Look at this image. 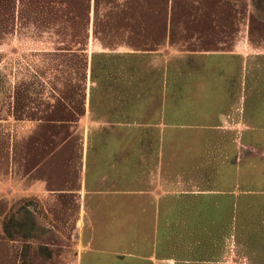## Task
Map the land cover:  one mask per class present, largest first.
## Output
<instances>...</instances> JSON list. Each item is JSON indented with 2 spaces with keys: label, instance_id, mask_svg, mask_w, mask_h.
Returning a JSON list of instances; mask_svg holds the SVG:
<instances>
[{
  "label": "rangeland",
  "instance_id": "374dc122",
  "mask_svg": "<svg viewBox=\"0 0 264 264\" xmlns=\"http://www.w3.org/2000/svg\"><path fill=\"white\" fill-rule=\"evenodd\" d=\"M240 44L264 52V0H0V264H138L146 234L162 264H264V53ZM159 145L214 247L141 214Z\"/></svg>",
  "mask_w": 264,
  "mask_h": 264
},
{
  "label": "crops",
  "instance_id": "0c3cea01",
  "mask_svg": "<svg viewBox=\"0 0 264 264\" xmlns=\"http://www.w3.org/2000/svg\"><path fill=\"white\" fill-rule=\"evenodd\" d=\"M242 43V42H241ZM240 46V47H239ZM234 51H230L229 55H238L241 57H247V55H252L253 53L255 54H259V53H264L263 51H256L253 48L247 49L246 46L243 47L241 44L237 45L236 47H234ZM237 50V51H236ZM264 78V75H263ZM262 83H264V79L262 80ZM261 109H260V113H259V119H260V136H261V168H262V176L264 177V98H262L261 103H260ZM161 145L156 146L153 148V164H154V169H156V172H150V176L148 178L145 179V176H142L139 179H135L134 184H142V183H146L148 185H152L155 187L149 188L147 189V191H139L138 193H136V195L138 194L140 196V205H139V209L142 212L141 214H143V216H151V217H161L163 218L162 221H164V229L161 232L159 240L161 241V243L163 242L165 247L170 246V242H169V238H170V221L171 218H174L176 216L179 215V217L181 218H185L186 217H191L190 219V225L188 226L190 232H196V236L190 238V240L188 241V246L187 248L190 246V248H204L203 246L208 245L211 247H214L213 244H207V240L205 238V229H206V225H205V217H210L212 218V226L217 224V221L215 220V218H218V216L220 215V212L218 210V208H216L215 205L210 206L211 209L206 210L204 207V199L206 197V194L203 192H188V194H186L185 192H183L182 194H176V197L181 198V203L180 205L177 203H174V194H173V185L177 184V183H182V184H193L195 182H200V178L197 177L196 180H194L193 178H183L182 180H179L178 177L173 178L171 173H169L167 171V166L169 165V162L167 161V157L166 155V151L164 154V159L163 162L161 160H159V157L163 154L162 150H161ZM198 152H196V154H198L200 151L197 150ZM204 151V150H203ZM203 151L201 150V152L203 153ZM187 153V151H186ZM158 160V161H157ZM182 165L183 162H182ZM186 167H188L189 169L192 170H199V166L198 165H194L191 163H186ZM163 170V172L161 171ZM199 174V172H198ZM229 178H228V184L232 185V166H229ZM166 186L164 188V190H162L160 187L158 186ZM168 186L170 188H168ZM172 187V189H171ZM160 188V189H159ZM210 196V199L212 198H217L219 199L218 196H215L217 194H207ZM229 195V200L232 197V191H230L228 193ZM145 198H147V200H145ZM189 201H193V204L189 203ZM192 206V207H190ZM231 207V205L229 206ZM231 209L230 208L228 211V214L230 215L231 213ZM183 222V221H182ZM171 232V231H170ZM144 233L140 231L139 233V240L142 237ZM203 235H204V239H203ZM195 238V239H194ZM210 238V237H209ZM208 238V239H209ZM214 238V234H212V237ZM216 238V236H215ZM163 240V241H162ZM210 241H213V239H211ZM144 243L145 246V250L141 251L140 253L132 256V255H127L128 257H134L133 259H136L138 264H147L152 262L153 264H162L165 263L166 261L168 262L169 260L167 259V257H162L159 258L160 260H156L154 254H153V250H154V245H152L151 243V236H147L143 235V239L141 240V243ZM191 243V244H190ZM194 243V244H193ZM264 244V241L262 242ZM160 244V242L158 243ZM71 264H75V263H71Z\"/></svg>",
  "mask_w": 264,
  "mask_h": 264
}]
</instances>
